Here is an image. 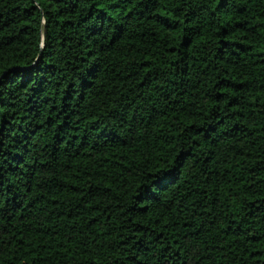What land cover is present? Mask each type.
Returning <instances> with one entry per match:
<instances>
[{
    "label": "trees",
    "instance_id": "obj_1",
    "mask_svg": "<svg viewBox=\"0 0 264 264\" xmlns=\"http://www.w3.org/2000/svg\"><path fill=\"white\" fill-rule=\"evenodd\" d=\"M0 264H264V0H0Z\"/></svg>",
    "mask_w": 264,
    "mask_h": 264
}]
</instances>
